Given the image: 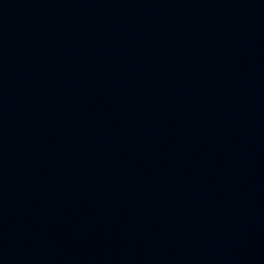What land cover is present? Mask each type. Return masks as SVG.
Returning <instances> with one entry per match:
<instances>
[{
    "label": "water",
    "instance_id": "water-1",
    "mask_svg": "<svg viewBox=\"0 0 264 264\" xmlns=\"http://www.w3.org/2000/svg\"><path fill=\"white\" fill-rule=\"evenodd\" d=\"M0 264H264V0H0Z\"/></svg>",
    "mask_w": 264,
    "mask_h": 264
}]
</instances>
